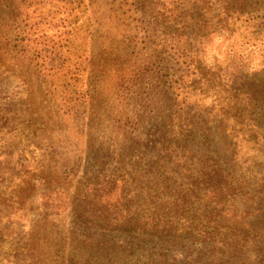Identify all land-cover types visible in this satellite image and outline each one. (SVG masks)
Segmentation results:
<instances>
[{"label": "rangeland", "instance_id": "374dc122", "mask_svg": "<svg viewBox=\"0 0 264 264\" xmlns=\"http://www.w3.org/2000/svg\"><path fill=\"white\" fill-rule=\"evenodd\" d=\"M114 1L0 0V264H262L264 24L162 42ZM99 197L162 235L81 232Z\"/></svg>", "mask_w": 264, "mask_h": 264}, {"label": "trees", "instance_id": "16d2710c", "mask_svg": "<svg viewBox=\"0 0 264 264\" xmlns=\"http://www.w3.org/2000/svg\"><path fill=\"white\" fill-rule=\"evenodd\" d=\"M70 5H74L75 7H71V10H81L77 11V13H86L87 6L85 2L87 0H63ZM126 6V13H123L120 17L121 21L126 20H135L134 17L138 16L140 19V23L145 27L150 28L153 33H160V36L164 37L168 34V32H174L177 35L190 34L195 37V40H201L202 38L208 37L213 34H219L222 32H226L232 34L231 26H234V22L236 20H241V22L249 23L255 22V24H264V15L261 12H264V8L260 7L258 3L253 5L252 10H250V6L247 8H235L234 4L240 3L242 0H124ZM247 0H244L246 3ZM255 1V0H254ZM116 0L114 1V3ZM225 3V5L222 4ZM136 8V9H134ZM83 9V11H82ZM237 11L238 18L234 20L233 13ZM233 12V13H232ZM133 13L135 15H133ZM133 15V19H132ZM69 17V16H68ZM240 17H243L240 19ZM71 23L72 28L70 32L73 33L78 30H81V27L84 26V22L75 17ZM172 32V33H173ZM77 34V33H76ZM74 34V35H76ZM156 35V34H155ZM161 36L162 38H164ZM161 41V40H160ZM166 41L164 38L162 40ZM118 181L115 178L113 180L106 182L104 186H102V190L96 192H107L112 193L119 186ZM146 185V182H144ZM128 185V184H127ZM148 192V191H147ZM146 192V193H147ZM147 197V195H146ZM85 200L87 198H84ZM145 198H143L142 203L141 200H137L138 211L140 214H131L130 212H117L119 206L116 205L119 203L114 202L112 204L114 206V210H105L103 207L105 205L108 206V202L100 200V197L97 199L90 200L89 199L82 202L85 203L84 208H80L82 212H78L75 216L76 224L78 225V229L81 232L92 231L93 232H107V231H141L144 233L151 234L153 236L159 237L162 235L159 230V218H157L155 214L154 203L151 205L148 203ZM148 203V204H147ZM145 205L146 209H149L150 214H142L145 208H141V206ZM106 207V206H105ZM117 209H116V208ZM99 209V210H95ZM154 210V211H153ZM165 229H169L164 227ZM260 231V230H259ZM259 231L253 232L252 241L256 246L255 252V260L259 263L264 264V246L262 245L263 239L259 237ZM167 235H170L171 232H165ZM188 234V233H187ZM209 234V233H208ZM205 237H203V241ZM209 246V245H208ZM207 250V249H205ZM197 254L196 264H210V257L214 256L213 251H208ZM104 263V262H103ZM101 264V263H98Z\"/></svg>", "mask_w": 264, "mask_h": 264}]
</instances>
